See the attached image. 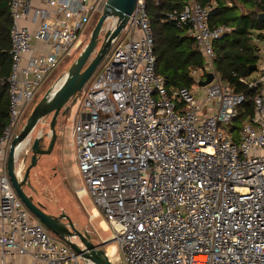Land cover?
Returning a JSON list of instances; mask_svg holds the SVG:
<instances>
[{"label":"built area","instance_id":"1","mask_svg":"<svg viewBox=\"0 0 264 264\" xmlns=\"http://www.w3.org/2000/svg\"><path fill=\"white\" fill-rule=\"evenodd\" d=\"M107 1L10 2L12 67L1 82L10 98L0 136L2 264L8 257H29L31 264L82 259L27 209L10 182L7 160L38 89L83 47L92 16L102 14ZM180 1L181 9L167 17L187 31L203 56L205 69L190 74L196 89L169 91L157 74L147 2L137 0L121 32L125 39L85 91L71 126L85 183L76 196L91 198L97 212L91 220L104 218L113 230L108 241L125 264H264V54L257 73L239 79L256 93L253 116L234 130L246 95L226 83L214 63V44L231 29L210 26L215 2ZM118 23L109 17L102 33ZM207 74L213 79L201 86ZM15 172L21 181V166Z\"/></svg>","mask_w":264,"mask_h":264},{"label":"trees","instance_id":"2","mask_svg":"<svg viewBox=\"0 0 264 264\" xmlns=\"http://www.w3.org/2000/svg\"><path fill=\"white\" fill-rule=\"evenodd\" d=\"M12 0H0V136L8 120L10 98L7 86L1 82L11 74L12 57L11 29L13 19L10 11ZM202 5L216 3L210 18V26H226L231 31L214 44L216 54L215 69L222 79L234 86L237 92L245 93L246 101L239 107L236 124L248 121L254 112L255 91L241 85L239 79L253 74L251 67L258 64L259 46L253 36L264 41V22L258 16L264 13V0H198ZM151 18L155 54L156 72L166 80V87L173 89L191 88L194 80L193 70L204 68V59L195 41L186 30L176 28L167 15L181 9L180 0H146ZM240 6L246 13L240 11ZM256 33V34H253Z\"/></svg>","mask_w":264,"mask_h":264},{"label":"water","instance_id":"3","mask_svg":"<svg viewBox=\"0 0 264 264\" xmlns=\"http://www.w3.org/2000/svg\"><path fill=\"white\" fill-rule=\"evenodd\" d=\"M136 5L137 0L107 1L100 18L91 33L88 44L69 68L63 84L58 89H50L36 104L23 129L14 138L8 154V176L21 201L37 220H39L56 237L68 244L79 257L90 264H113L104 250V247L112 242L108 241L104 242L103 245H96L91 239V236L85 232H80L66 214L55 216L47 213L42 205L34 203L33 198L28 196L23 188L25 185L31 187V171L38 165L40 158L52 153L58 138L56 126L62 111L64 110V115L70 111L71 100L79 92L83 91L86 84L92 78L96 69L107 56L113 41L120 36L122 30L125 28L129 16L135 11ZM109 17L118 18L119 23L113 32H107L105 34L102 41L100 36L102 34L104 23ZM258 19L259 21L264 22V13H260ZM100 42H102V44L97 51ZM93 55L95 56L92 58ZM250 70L252 72L256 71L257 65L251 67ZM212 79L213 74H207L206 80L200 85L206 86L212 81ZM49 116H52L51 121L49 122L50 133L52 135L50 146L48 150L42 149L41 142L43 141V135L35 137L29 150L31 153L30 165L26 167L28 154H25L21 161V169L23 170L25 167L26 169L24 179L19 181L15 172L16 162H18L20 154L18 149L23 143L29 140L40 121ZM46 135L48 136V134ZM65 219L68 223L64 222ZM74 239H78L81 244Z\"/></svg>","mask_w":264,"mask_h":264},{"label":"rangeland","instance_id":"4","mask_svg":"<svg viewBox=\"0 0 264 264\" xmlns=\"http://www.w3.org/2000/svg\"><path fill=\"white\" fill-rule=\"evenodd\" d=\"M240 11L242 13H246V9L243 6H240ZM100 16V12H97L92 16L89 26L87 27L86 34L84 36L83 47L78 52L74 53L72 56L66 58L63 61L62 65L56 68L40 86L36 93L34 101L27 107V110L21 120V124L18 130L16 131L15 136H17L23 129L29 115L31 114L36 104L50 89L54 90L56 88L57 81L66 76L71 65L81 54L83 48H85V46L88 44L91 33L93 32ZM104 36V33H102L100 36L102 41L104 39ZM125 36L126 34L122 33L115 40L107 56L103 59L100 66L96 69L95 73L93 74L89 82L86 84L83 91L79 92L73 98V100H71L70 106H72V109L70 108L71 110L68 111L65 115L63 114L64 110L62 111L61 115L58 118L56 126L60 142L59 144H57L53 155L49 157L43 156L40 158L38 165L32 170L30 176L32 192L30 190H27L28 195L33 198L34 203L42 205L47 213L53 214L55 216L66 214L68 217H70L74 226L80 232L86 233L87 231H89V235L91 236V239L94 241V243H97L96 245H103L104 241H108L113 234V230H108V228H105L103 224V226L101 225V222L104 219L103 217L94 218L93 220H91V213L93 208H95V205L92 202L91 198L87 196L79 200L76 196V191L83 188V186H85V183L79 171L76 147L72 141L71 126L75 119L78 105L83 101L85 91L89 89L96 75L109 61L113 51L117 48L119 43H121L125 39ZM254 36L256 37V35ZM255 43L259 44V56H262L264 54V41L262 40L260 43ZM101 44L102 42L99 43L97 51L100 48ZM41 48L43 49L44 47L41 46ZM94 56L95 55H93L92 58ZM190 89L194 91L196 89V84H193ZM51 118L52 116H49L41 120L31 137L29 138L30 143L28 144V140L26 142L27 145H23V148H21L19 154L18 162H16V169L21 166V161L25 154H28L29 157H31V153L29 152V150L35 137L39 135L46 136V134H48V136L51 135L49 128V122L51 121ZM236 125L237 127L241 128L243 123ZM66 223L68 222L66 221ZM46 230L52 237H56L50 230H48L47 228ZM74 240L81 244L78 239ZM112 244L115 245V243H111L106 247L108 248ZM106 247H104L105 251H107ZM110 257H112L111 261L113 264H125L121 252L117 253V250H115L114 253L112 252V256L110 255ZM79 262L80 264H86L85 260L83 259H81Z\"/></svg>","mask_w":264,"mask_h":264},{"label":"crops","instance_id":"5","mask_svg":"<svg viewBox=\"0 0 264 264\" xmlns=\"http://www.w3.org/2000/svg\"><path fill=\"white\" fill-rule=\"evenodd\" d=\"M39 3L36 1V5H38ZM22 24L23 25H27V26H29L32 30H34L35 29V26H33L30 22H25V21H22ZM263 33H264V31H263ZM34 45L36 46V48L39 50V51H41V52H44V51H46L47 50V46L45 45V44H43V43H37V42H34ZM41 46H43L44 48L42 49L41 48ZM260 50V49H259ZM255 72V71H254ZM253 72V73H254ZM253 75H255V74H253ZM22 158V157H21ZM84 197H87V196H84ZM83 197V198H84ZM80 200V199H79ZM93 213H97L96 212V210H95V208H93V210H92V213L91 214H93ZM90 214V215H91ZM92 216V215H91ZM70 218V217H69ZM97 218H99V217H97ZM65 222L67 221L66 219L64 220ZM103 223H105L103 220H102V222H101V225L103 224ZM106 224V223H105ZM107 225V224H106ZM103 226V225H102ZM57 238V237H56ZM59 239V238H58ZM97 244V243H96ZM110 247H112V252L114 253L115 252V250H117V247H116V245H114V244H112V245H110L109 246V250H110ZM7 263L8 264H31V259L29 258V257H19V258H15V259H13V258H7ZM85 263L86 264H90V263H88V262H86L85 261ZM0 264H2V254H1V251H0Z\"/></svg>","mask_w":264,"mask_h":264},{"label":"flooded vegetation","instance_id":"6","mask_svg":"<svg viewBox=\"0 0 264 264\" xmlns=\"http://www.w3.org/2000/svg\"><path fill=\"white\" fill-rule=\"evenodd\" d=\"M57 131V130H56ZM51 138H52V135H50V136H45V135H43V141L41 142V145H42V149H44V150H48V148H49V146H50V143H51ZM46 140H47V143H46ZM60 139H59V136H58V138H57V140H56V143H55V146H54V149H53V151H52V153L50 154V155H47L48 157L49 156H51V155H53V152L55 151V149H56V146H57V144H59V141ZM43 157V156H42ZM30 158L31 157H29V155H28V159H27V165H26V167H28L29 165H30ZM26 167H25V169H26ZM25 169H21L22 170V172H23V179H24V175H25ZM32 172V171H31ZM22 179V180H23ZM24 192L28 195V192H27V190H32V186L31 187H29V186H27V185H25L24 186ZM32 192V191H31ZM29 196V195H28Z\"/></svg>","mask_w":264,"mask_h":264},{"label":"bare ground","instance_id":"7","mask_svg":"<svg viewBox=\"0 0 264 264\" xmlns=\"http://www.w3.org/2000/svg\"><path fill=\"white\" fill-rule=\"evenodd\" d=\"M65 80V76L60 80V82L57 84L56 88L55 89H58L64 82ZM26 144V143H23L20 147H19V152L21 151V148H23V145ZM103 225L105 226V228H107V225L105 223H103ZM108 257L110 259H112V257H110V255L112 256V247H110V250H109V247L107 248V251H106Z\"/></svg>","mask_w":264,"mask_h":264}]
</instances>
